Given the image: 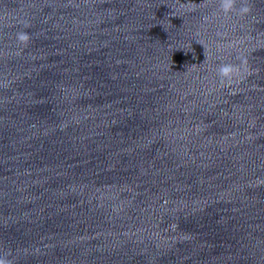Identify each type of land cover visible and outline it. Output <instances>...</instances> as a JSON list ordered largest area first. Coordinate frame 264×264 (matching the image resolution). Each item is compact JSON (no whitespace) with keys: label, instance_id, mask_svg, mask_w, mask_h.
<instances>
[{"label":"water","instance_id":"95a60500","mask_svg":"<svg viewBox=\"0 0 264 264\" xmlns=\"http://www.w3.org/2000/svg\"><path fill=\"white\" fill-rule=\"evenodd\" d=\"M0 259L264 264V0H0Z\"/></svg>","mask_w":264,"mask_h":264},{"label":"clouds","instance_id":"9594fccd","mask_svg":"<svg viewBox=\"0 0 264 264\" xmlns=\"http://www.w3.org/2000/svg\"><path fill=\"white\" fill-rule=\"evenodd\" d=\"M232 4L230 2H224L221 4V10L227 13L232 9ZM241 12H247V8H242L240 10ZM234 72V69L231 65H222L219 69V75L222 78H228L230 75ZM0 264H8V262L5 259H0Z\"/></svg>","mask_w":264,"mask_h":264}]
</instances>
